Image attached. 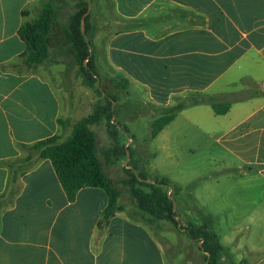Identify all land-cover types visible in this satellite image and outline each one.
<instances>
[{
    "label": "crops",
    "instance_id": "1",
    "mask_svg": "<svg viewBox=\"0 0 264 264\" xmlns=\"http://www.w3.org/2000/svg\"><path fill=\"white\" fill-rule=\"evenodd\" d=\"M39 1L0 0V264H167L153 225L123 211L105 219L110 198L101 188L69 201L52 162L27 149L66 140L86 117L69 114L51 81L22 62L19 29L36 20ZM112 1L122 23L139 26L110 37L108 59L155 103L188 92L225 101L254 80L262 95L224 115L190 105L162 132L188 109V124L238 158L242 177L264 180V0Z\"/></svg>",
    "mask_w": 264,
    "mask_h": 264
},
{
    "label": "rangeland",
    "instance_id": "2",
    "mask_svg": "<svg viewBox=\"0 0 264 264\" xmlns=\"http://www.w3.org/2000/svg\"><path fill=\"white\" fill-rule=\"evenodd\" d=\"M45 1L49 0L39 1L33 18H38L37 8ZM84 1L90 9L87 38L93 44L92 55L101 77L99 83L104 82L102 89L117 98L114 122L119 135L106 120L92 129L98 136L97 151L102 166L120 192L118 205L122 211L140 217L144 214L132 197L129 181L133 175L146 184L134 183L135 189L146 193L151 192L148 185L167 180L169 186L163 188L175 202L178 224L163 219L153 225L167 264H208L201 242L189 234L203 222L204 215L212 217L214 229L228 249L222 264H264V180L256 173L242 177L240 170L235 168L241 164L238 158L221 149L217 138L204 136L202 131L188 124V109L164 132L152 138L155 119L166 109L181 105L187 108L200 93L178 94L172 97L169 105L155 103L145 87L138 82L132 84L130 78L116 70L108 59L110 37L134 24L122 23L112 0ZM55 2L60 9L59 24L52 35L50 57L38 70L56 88L62 104L69 107V114L74 113L75 118L87 116L99 103L105 104V98L84 84L74 53L62 41V25L66 24L67 11L74 9L76 0ZM174 15L180 16L182 27L190 25L188 13L179 11ZM122 78L130 82L126 89L118 87ZM253 82L244 80L241 93L260 92L252 86ZM123 147L127 149L125 155L121 151ZM226 167L231 170L227 171Z\"/></svg>",
    "mask_w": 264,
    "mask_h": 264
},
{
    "label": "trees",
    "instance_id": "3",
    "mask_svg": "<svg viewBox=\"0 0 264 264\" xmlns=\"http://www.w3.org/2000/svg\"><path fill=\"white\" fill-rule=\"evenodd\" d=\"M55 0L43 2L38 9L39 16L33 22H26L19 29V36L25 42L27 48L21 55L22 62L30 69L43 65L50 57V46L55 27L59 24L60 9L55 5ZM89 11L87 1L76 0L73 10H68L67 22L62 25L63 38L70 46L75 55L77 63L83 74V82L86 86L93 88L98 94L104 96L105 104H98L92 114L77 122L72 134L64 141L57 136L40 141L33 146L27 147L31 154L36 155L40 160L48 159L52 162L57 176L67 194L69 201L73 202L80 190L84 188H101L109 195V205L104 211V218L108 219L123 208L118 205L120 192L114 187L108 178L98 155V136L92 129L93 126L101 124L104 120L119 135L118 127L115 124V106L117 102L115 96L109 95L103 88L100 75L91 55L90 47H93L88 40L89 16H84ZM27 12H24L26 15ZM84 18L85 34L82 32V21ZM132 28L138 27L136 20ZM129 81L122 78L118 84L120 89H126ZM255 92L253 95L246 93H236L230 95L227 100L222 101L217 96H207L199 94L194 96L192 105L209 104L218 115L228 113L234 102H241L249 98L262 95ZM184 105L176 109L169 108L152 123V138L157 137L172 121L175 120L178 112ZM129 150V149H128ZM121 151L126 153L125 147ZM28 162H30L28 160ZM30 164V163H29ZM129 181L132 197L137 201L139 209L145 214L142 219L149 225H154L157 221L169 219L178 224L175 219L174 201L163 186H169L167 180L162 183L148 185L150 193L143 190H136L134 183H140L138 176H132ZM203 222L190 230L189 234L195 240L201 242V249L207 254L208 264H222V258L227 254L228 249L221 243L218 234L214 229V221L211 216L204 215Z\"/></svg>",
    "mask_w": 264,
    "mask_h": 264
},
{
    "label": "water",
    "instance_id": "4",
    "mask_svg": "<svg viewBox=\"0 0 264 264\" xmlns=\"http://www.w3.org/2000/svg\"><path fill=\"white\" fill-rule=\"evenodd\" d=\"M89 11H90V9H89ZM89 11H88V13H89ZM87 14L84 16V18L87 16ZM84 18H83L82 27H81L83 34H85ZM90 50H91V55H92V47H90ZM174 206H175V202H174Z\"/></svg>",
    "mask_w": 264,
    "mask_h": 264
}]
</instances>
